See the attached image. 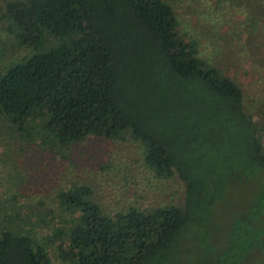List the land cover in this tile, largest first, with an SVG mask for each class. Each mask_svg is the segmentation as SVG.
<instances>
[{
	"label": "trees",
	"instance_id": "obj_1",
	"mask_svg": "<svg viewBox=\"0 0 264 264\" xmlns=\"http://www.w3.org/2000/svg\"><path fill=\"white\" fill-rule=\"evenodd\" d=\"M0 22L33 49L0 72V123L61 148L129 133L149 168L185 183L182 202L113 213L87 184L37 210L1 193L0 264H180L190 240L192 264H264V132L242 86L185 38L174 3L8 0ZM245 179L257 186L247 211L212 228Z\"/></svg>",
	"mask_w": 264,
	"mask_h": 264
},
{
	"label": "rangeland",
	"instance_id": "obj_2",
	"mask_svg": "<svg viewBox=\"0 0 264 264\" xmlns=\"http://www.w3.org/2000/svg\"><path fill=\"white\" fill-rule=\"evenodd\" d=\"M166 1L174 3L185 38L197 41L201 55L242 86L246 107L264 132V0H246L247 7L242 0ZM32 52L0 22V72ZM0 125L5 132L0 136V194L16 206L35 205L37 210L42 200L56 207L58 192L76 183L90 185L109 213L184 200L185 183L178 175L160 177L149 168L144 144L129 133L90 136L61 148L42 136L22 137ZM255 184L245 179L232 185L212 228H224L230 216L247 211ZM199 245L188 241L180 264H192L189 257L199 253Z\"/></svg>",
	"mask_w": 264,
	"mask_h": 264
}]
</instances>
